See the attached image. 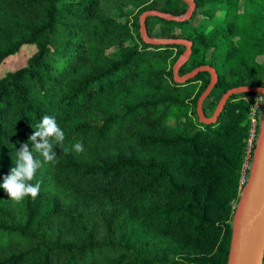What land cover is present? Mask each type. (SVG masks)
I'll return each instance as SVG.
<instances>
[{
	"label": "trees",
	"instance_id": "obj_1",
	"mask_svg": "<svg viewBox=\"0 0 264 264\" xmlns=\"http://www.w3.org/2000/svg\"><path fill=\"white\" fill-rule=\"evenodd\" d=\"M195 2L189 20L150 16L146 27L150 37L193 41L180 76L217 70L203 105L210 119L229 89L264 86V0ZM188 8L183 0H0V66L37 48L0 77V184L44 116L65 133L54 162L33 150L42 162L35 199L14 201L0 187V264H228L247 176L248 98L260 94H235L215 121H201L211 73L177 82L186 47L141 37L143 12Z\"/></svg>",
	"mask_w": 264,
	"mask_h": 264
},
{
	"label": "water",
	"instance_id": "obj_2",
	"mask_svg": "<svg viewBox=\"0 0 264 264\" xmlns=\"http://www.w3.org/2000/svg\"><path fill=\"white\" fill-rule=\"evenodd\" d=\"M189 4L184 15H172L157 9L147 10L140 16L141 37L153 45H183L185 52L174 65V76L177 82H185L202 71H209L212 81L198 100V113L202 122H212L217 119L229 98L235 94L254 93L264 96V86L241 85L229 89L222 96L212 118H206L203 105L218 80V73L210 65H201L185 76H180V68L190 58L193 51V41L185 38L150 37L147 32L146 21L150 16H157L167 20L184 22L189 20L196 8L195 0H183ZM263 118V115H262ZM264 120V119H263ZM262 120L259 137L256 143L254 165L243 195L241 196L234 218L233 233L230 245L228 264H262L264 260V121Z\"/></svg>",
	"mask_w": 264,
	"mask_h": 264
},
{
	"label": "clouds",
	"instance_id": "obj_3",
	"mask_svg": "<svg viewBox=\"0 0 264 264\" xmlns=\"http://www.w3.org/2000/svg\"><path fill=\"white\" fill-rule=\"evenodd\" d=\"M29 139L32 141V148L30 149L28 143L21 145L15 159L16 167L11 169L10 174L5 176L3 183L0 184V187L8 193L10 199L17 202L28 196L35 199L41 190L40 181L35 184L31 183L35 179L37 169L42 167L41 160L35 158L33 150L43 157V163L54 162L57 155L53 150L54 145H62L65 133L61 130L55 117L46 115ZM73 149L76 153H82L84 145L77 142L74 144ZM174 259L180 260V257L176 256Z\"/></svg>",
	"mask_w": 264,
	"mask_h": 264
},
{
	"label": "rangeland",
	"instance_id": "obj_4",
	"mask_svg": "<svg viewBox=\"0 0 264 264\" xmlns=\"http://www.w3.org/2000/svg\"><path fill=\"white\" fill-rule=\"evenodd\" d=\"M135 14H136V12L133 15H131V19H134ZM200 17H201V15H198L197 18L194 20V22H197V20ZM36 50H37V48L35 46H26L19 54H17L15 56L11 57L10 59H8L3 65L0 66V77L4 76L9 71H15V70H17L19 68H22V67L26 66L29 57H31L36 52ZM258 60L264 61V54L260 55L258 57ZM220 96L221 95H218V97H220ZM248 99H252V100L255 99V104L257 105V103H258L259 106L262 109V113H261V116H260L261 120H260V125H259V127L261 129L262 128L261 122L264 119V96L263 95H257V96H254V97H251V98H248ZM262 115H263V118H262ZM256 149H257V146H256V148H253L252 151L249 152V154H248V160H247V164L245 166L246 170L244 172V173L247 172V176H246L247 181L249 179V176H250V173H251V169H252V167L254 165L255 156H256ZM247 181H246V183H247ZM244 187H245V185H244ZM242 195H243V192H242ZM239 202H240V200H239ZM239 202L237 203L236 211H237Z\"/></svg>",
	"mask_w": 264,
	"mask_h": 264
},
{
	"label": "built area",
	"instance_id": "obj_5",
	"mask_svg": "<svg viewBox=\"0 0 264 264\" xmlns=\"http://www.w3.org/2000/svg\"><path fill=\"white\" fill-rule=\"evenodd\" d=\"M257 96V95H256ZM249 105H250V117H251V133L250 136L248 138V150L249 152L252 151L253 148H256V143L259 137V133H260V120H261V113H262V109L259 106V104L257 103V105L255 104V99H249ZM256 105V106H255ZM244 181H247L243 179V183ZM246 184V182H245ZM244 184V185H245Z\"/></svg>",
	"mask_w": 264,
	"mask_h": 264
}]
</instances>
